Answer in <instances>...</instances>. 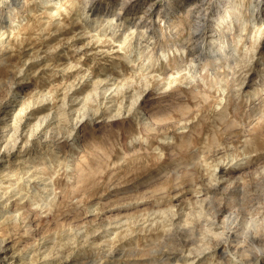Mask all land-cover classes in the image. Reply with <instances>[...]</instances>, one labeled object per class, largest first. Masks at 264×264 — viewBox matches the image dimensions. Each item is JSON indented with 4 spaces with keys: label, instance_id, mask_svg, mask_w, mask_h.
<instances>
[{
    "label": "rangeland",
    "instance_id": "1",
    "mask_svg": "<svg viewBox=\"0 0 264 264\" xmlns=\"http://www.w3.org/2000/svg\"><path fill=\"white\" fill-rule=\"evenodd\" d=\"M194 2L0 0V264H264V0Z\"/></svg>",
    "mask_w": 264,
    "mask_h": 264
},
{
    "label": "bare ground",
    "instance_id": "2",
    "mask_svg": "<svg viewBox=\"0 0 264 264\" xmlns=\"http://www.w3.org/2000/svg\"><path fill=\"white\" fill-rule=\"evenodd\" d=\"M203 0H195V2H194V8L199 12V10H200V3L202 2ZM81 2V1H80ZM86 1H84V3H85ZM259 3V2H258ZM82 4V3H81ZM87 4V3H86ZM89 4H91V2L89 3ZM79 5V4H78ZM84 6H86V5H84ZM87 8V7H86ZM216 8V7H215ZM230 9H231V7H229ZM228 8V10L230 11V9ZM235 9V8H234ZM237 11V10H236ZM227 14H229V12H227ZM238 14V13H237ZM240 14V13H239ZM204 16V15H203ZM237 17H239V16H237ZM113 18V17H112ZM204 18L205 17H197V19L194 21V23L192 24L193 25V28H194V30L192 31V29H191V32H192V36H195V33H200V29H201V27L203 28V27H205V25H204V23L202 22V20H204ZM216 19H219L220 21H222V20H224V17L222 16V15H218V17H217V13H216ZM136 21V20H135ZM135 23V22H134ZM245 24V23H244ZM130 26V25H129ZM134 26H136V25H134ZM133 27V26H132ZM192 27V26H191ZM144 28H146V27H144ZM134 30V29H133ZM190 32V33H191ZM145 33V32H144ZM190 35V36H191ZM189 40V39H188ZM191 40V39H190ZM126 41V40H125ZM195 44V43H194ZM253 50V49H252ZM251 53V52H250ZM152 59V58H151ZM246 60V59H245ZM247 61V60H246ZM237 63V62H236ZM151 64V63H150ZM244 64V63H243ZM141 69V68H140ZM205 69V68H204ZM146 70V69H145ZM238 71H240V70H238ZM237 71V72H238ZM149 72V71H148ZM144 78V77H143ZM142 78V79H143ZM101 81V80H100ZM104 83H105V81H104ZM97 84V83H96ZM98 85H100V84H98ZM70 86V85H69ZM96 86V85H95ZM72 87V86H71ZM98 87V86H97ZM96 87V88H97ZM102 87V86H101ZM109 87V86H108ZM111 87V86H110ZM95 88V87H94ZM107 88V87H106ZM112 88V87H111ZM116 88V87H115ZM145 88V87H144ZM71 89V88H70ZM73 89V88H72ZM117 90V89H116ZM119 90V89H118ZM137 91V90H136ZM114 93V92H113ZM118 93V92H117ZM134 94V93H133ZM138 94V93H137ZM115 96V95H114ZM135 97V96H134ZM137 97V96H136ZM77 98V97H76ZM113 98V97H112ZM129 98V97H128ZM138 98V97H137ZM47 99V98H46ZM133 99V98H132ZM139 99V98H138ZM65 100H67V99H65ZM71 100V99H70ZM64 101V100H63ZM129 101H130V99H129ZM67 103V102H66ZM68 103H70V102H68ZM101 103V102H100ZM130 103V102H129ZM132 104V103H131ZM136 104V103H135ZM68 104H66V106H67ZM133 105H134V103H133ZM129 106V105H128ZM65 107V106H64ZM118 107V106H117ZM60 108V107H59ZM133 108V107H132ZM62 109V108H61ZM134 109V108H133ZM69 110V109H68ZM123 110V109H122ZM25 111V110H24ZM87 111V110H86ZM95 111H96V109H95ZM118 111V110H117ZM59 112V111H58ZM116 112V111H115ZM55 113V112H54ZM60 113H62V112H60ZM68 113H70L69 111H68ZM67 113V114H68ZM127 113H129V112H127ZM91 114V113H90ZM59 115V114H58ZM50 116V115H49ZM50 118V117H49ZM52 118V117H51ZM58 118V117H57ZM56 119V118H55ZM43 120V119H42ZM38 121V120H37ZM61 122V121H60ZM63 122H65V120L63 121ZM40 123V122H39ZM69 123V122H68ZM72 124V123H71ZM36 125H38V124H36ZM57 125V124H56ZM21 126V125H20ZM58 126V125H57ZM72 126V125H71ZM28 127V126H27ZM56 127V126H55ZM54 127V128H55ZM74 127V126H73ZM36 128V127H35ZM72 128V127H71ZM47 131V130H46ZM65 131H67V130H65ZM53 132V131H52ZM57 132V131H56ZM12 134V133H11ZM38 134V133H37ZM43 135V134H42ZM40 136V135H39ZM54 136V135H53ZM42 137V136H41ZM45 138V137H44ZM44 138H41V139H44ZM17 142V141H16ZM28 143V142H27ZM34 144V143H33ZM26 146V145H25ZM6 149V148H5ZM25 173V172H24ZM213 175V174H212ZM211 175V176H212ZM218 175V174H217ZM15 176V175H14ZM17 177V176H16ZM213 177V176H212ZM220 178V177H219ZM41 179V178H40ZM224 179V178H223ZM28 182H30V181H28ZM27 182V183H28ZM49 183V182H48ZM29 184V183H28ZM18 185V184H17ZM50 185H51V183H50ZM212 185H213V183H212ZM14 186V185H13ZM23 186V185H22ZM43 187V186H42ZM9 189V188H8ZM15 189V188H14ZM20 190V189H19ZM205 191V190H204ZM10 192H11V190H10ZM206 192V191H205ZM1 193V192H0ZM27 193V192H26ZM43 193V192H42ZM259 193V192H258ZM7 194V193H6ZM21 194V193H20ZM34 194V193H33ZM203 194V193H202ZM1 196V195H0ZM3 197H4V195H3ZM6 197V196H5ZM35 197V196H34ZM44 198V197H43ZM39 199V198H38ZM235 200V199H234ZM40 201V200H39ZM46 201V200H45ZM44 202V201H43ZM203 202V201H202ZM33 203V202H32ZM41 203V202H40ZM203 204V203H202ZM208 204V203H207ZM32 206H33V204H32ZM38 206V205H37ZM42 207V206H41ZM252 208V207H251ZM204 211V210H203ZM226 212V211H225ZM188 214V213H187ZM196 214V213H195ZM174 217V216H173ZM199 217V216H198ZM224 217V216H223ZM232 217V216H231ZM187 218V217H186ZM171 219V218H170ZM231 219V218H230ZM211 220V219H210ZM197 221V220H196ZM122 222V221H121ZM124 222H125V220H124ZM132 222V221H131ZM135 222V221H134ZM173 222V221H172ZM215 222V221H214ZM221 222H223V221H221ZM221 222H218L219 224L221 223ZM226 222V221H225ZM229 222V221H228ZM233 222V221H232ZM230 223V222H229ZM255 223V222H254ZM201 224H203V223H201ZM224 224V223H223ZM222 224V225H223ZM120 225V224H119ZM132 225V224H131ZM167 225V224H166ZM213 225V224H212ZM227 225V224H226ZM177 226V225H176ZM229 226V225H228ZM132 227V226H131ZM165 227V226H164ZM216 227H218V225L216 226ZM175 228H177V227H175ZM206 228V227H205ZM204 228V229H205ZM168 229V228H167ZM226 229V228H225ZM203 231V230H202ZM206 231H208V229L206 230ZM226 231V230H225ZM202 233V232H201ZM209 233V232H208ZM231 233V232H230ZM236 233V232H235ZM238 233V232H237ZM236 233V234H237ZM78 234V233H77ZM76 234V235H77ZM88 234V233H87ZM86 234V235H87ZM175 234V233H174ZM206 234V233H205ZM220 234V233H219ZM91 235V234H90ZM214 235H216V233L214 234ZM218 235V234H217ZM85 236V235H84ZM88 236H89V234H88ZM199 236H201V235H199ZM203 236V235H202ZM221 236V235H220ZM231 236V235H230ZM240 236V235H239ZM238 236V237H239ZM163 237V236H162ZM179 237V236H178ZM217 236H215L214 238H216ZM223 237V236H222ZM246 237H247V235H246ZM72 238V237H71ZM201 238V237H200ZM211 238H213V237H210V239ZM213 238V239H214ZM202 239H205V238H202ZM251 239V238H250ZM68 240H70V238H68ZM87 240V239H86ZM163 240V239H162ZM207 240V239H206ZM216 240H217V238H216ZM247 240V239H246ZM166 241V240H165ZM183 241V240H182ZM221 241V240H220ZM250 241V240H249ZM4 242V241H3ZM87 242V241H86ZM210 242V241H209ZM217 242V241H216ZM215 242V243H216ZM73 243V242H72ZM212 243V242H211ZM233 243H235V242H233ZM239 243V242H238ZM64 244H66V242L64 243ZM74 244V243H73ZM67 245V244H66ZM201 245V244H200ZM199 245V246H200ZM212 245V244H211ZM217 245V244H216ZM227 245V244H226ZM225 245V246H226ZM75 246V245H74ZM3 247V246H2ZM204 248V247H203ZM215 248V247H214ZM213 248V249H214ZM4 249V248H3ZM42 249V248H41ZM62 249V248H61ZM108 249V248H107ZM222 249V248H221ZM5 250V249H4ZM195 250V249H194ZM37 251H38V249H37ZM189 251V250H188ZM192 251H193V249H192ZM200 251H201V248H200ZM206 251V250H205ZM41 251H39V253H40ZM183 252V251H182ZM187 252V251H186ZM184 253V252H183ZM189 253V252H188ZM187 253V254H188ZM200 253V252H199ZM112 254V253H111ZM192 254V253H191ZM60 255V254H59ZM174 255V254H173ZM186 255V254H185ZM179 256V255H178ZM191 256V255H190ZM197 256V255H196ZM199 256V255H198ZM187 257V256H186ZM213 257V256H212ZM65 258V257H64ZM191 258V257H190ZM230 258V257H229ZM160 259V258H159ZM168 259V258H167ZM166 259V260H167ZM179 259V258H178ZM221 259V258H220ZM191 260V259H190ZM162 261V260H161ZM188 261V260H187ZM186 261V262H187ZM242 261V260H241ZM30 262H32V261H30ZM192 262H193V260H192ZM192 262H190V263H192ZM229 262V261H228ZM33 263V262H32ZM189 263V264H190ZM224 263V262H223ZM232 264V263H231Z\"/></svg>",
    "mask_w": 264,
    "mask_h": 264
}]
</instances>
